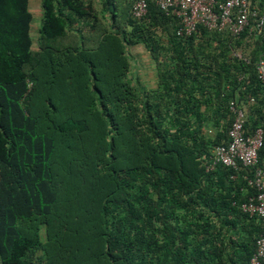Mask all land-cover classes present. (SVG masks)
<instances>
[{
    "label": "trees",
    "instance_id": "trees-1",
    "mask_svg": "<svg viewBox=\"0 0 264 264\" xmlns=\"http://www.w3.org/2000/svg\"><path fill=\"white\" fill-rule=\"evenodd\" d=\"M133 1L102 0L97 10L91 0H40L33 51L28 0H0V264H243L251 256L259 226L237 209L253 193L242 179L250 170L204 167L225 143L230 103L243 108L245 129L262 130L264 162V88L254 73L264 27L238 37L198 27L179 38L177 21L152 4L131 18ZM250 3L264 15L263 0ZM163 26L170 64L157 59L150 33ZM68 34L77 39L58 41ZM135 44L154 63L153 89L126 79L124 45ZM249 45V55L233 56ZM225 118L209 139L203 125ZM243 223L256 230L218 238Z\"/></svg>",
    "mask_w": 264,
    "mask_h": 264
},
{
    "label": "built area",
    "instance_id": "built-area-1",
    "mask_svg": "<svg viewBox=\"0 0 264 264\" xmlns=\"http://www.w3.org/2000/svg\"><path fill=\"white\" fill-rule=\"evenodd\" d=\"M149 4L177 21L175 35L179 38L190 36L198 27L208 32L227 33L231 37H238L244 31L248 36H259L264 27V15L259 13L256 5H251L250 0H134L129 9L131 18H144ZM262 7L264 9V0ZM254 73L257 82L264 88L263 59L255 62ZM252 101L249 99V102ZM228 109L232 122L225 143L211 150L204 170L209 173L217 166L233 171L239 167L250 170L251 174L243 175L242 179L253 193L238 204L237 209L256 219L259 233L251 256L243 264H264V162L257 164L263 133L260 128L251 131L244 128L246 116L242 107L230 103Z\"/></svg>",
    "mask_w": 264,
    "mask_h": 264
},
{
    "label": "rangeland",
    "instance_id": "rangeland-1",
    "mask_svg": "<svg viewBox=\"0 0 264 264\" xmlns=\"http://www.w3.org/2000/svg\"><path fill=\"white\" fill-rule=\"evenodd\" d=\"M102 0H91V4L93 7H95L97 10L99 9L100 2ZM120 8H123L127 3L125 0H114ZM129 1V0H128ZM128 6V5H127ZM28 9L31 14V23H30V37L32 40V50H37V37H38V29L40 26V18H41V8H40V0H28ZM118 19H117V27H123L125 24V18L127 17L126 10L124 11H117ZM97 14V13H96ZM101 14V13H100ZM100 14L97 15V19L100 16ZM103 19H105V23L107 24L110 20L109 15L107 12H104V15L102 16ZM102 17L100 19H102ZM83 28V29H82ZM81 32H83V36H89L87 33L89 29L84 28L82 26ZM90 31V30H89ZM95 32H91V34H94ZM150 33L153 34L155 40L157 41L160 49L158 51V60L160 63L164 62V59H167V64H170L169 62V51L167 50V39L169 35L171 34V29L169 26H163V28H156L150 31ZM92 37H94L92 35ZM76 35L68 34L67 38L58 40L61 41L63 44L71 43L72 41L76 40ZM252 49V45H249L248 47H244L243 49H238L236 52L233 53L234 57L241 58V56L246 55L250 53ZM124 52L129 62V72L126 77L127 81L130 84H133L137 87L141 86L143 82H150L154 80L155 77V67L154 63L152 62V59L150 57L149 52L141 45V44H135L131 46L124 45ZM169 62V63H168ZM264 92V91H262ZM249 99H252L250 97L245 98V103H248V106L254 105V100L252 102H249ZM217 118V117H216ZM213 121L210 122L208 125L204 126L205 135L209 139H213L215 134L222 130L226 126V118L220 119L217 122V125H211ZM240 192L242 195L245 193L244 188L240 187ZM179 214L180 211H177ZM246 229L239 228L238 224L236 225V229L232 228H223L220 229V234L218 238H238V237H244L247 233L256 230L255 226H252L248 223H243ZM257 234V232L255 233ZM40 238L42 233L40 231ZM232 258L236 259V254L232 256Z\"/></svg>",
    "mask_w": 264,
    "mask_h": 264
},
{
    "label": "crops",
    "instance_id": "crops-1",
    "mask_svg": "<svg viewBox=\"0 0 264 264\" xmlns=\"http://www.w3.org/2000/svg\"><path fill=\"white\" fill-rule=\"evenodd\" d=\"M154 80L150 81V82H143L142 85L146 88V89H153L154 88Z\"/></svg>",
    "mask_w": 264,
    "mask_h": 264
}]
</instances>
